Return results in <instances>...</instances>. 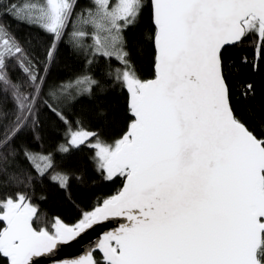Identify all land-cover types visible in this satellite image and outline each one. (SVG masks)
I'll use <instances>...</instances> for the list:
<instances>
[{
    "label": "snow or ice",
    "instance_id": "6c2138e0",
    "mask_svg": "<svg viewBox=\"0 0 264 264\" xmlns=\"http://www.w3.org/2000/svg\"><path fill=\"white\" fill-rule=\"evenodd\" d=\"M89 2L77 13L78 0H0V264H37L113 217L126 223L99 245L103 264H264V138L236 114L224 58L248 37L264 51V0H151V80L138 77L132 59L145 0ZM6 17L42 35L21 41ZM82 25L94 27L90 45ZM65 43L89 65L104 59L107 75L129 94L132 119L113 144L74 127L79 119L70 115L104 84L89 74L50 80ZM43 114L66 133L57 153L91 148L105 179L126 181L72 226L58 218L51 229L33 226L41 218L29 190L47 180L67 191L74 178L53 153L32 146ZM63 264L101 260L90 251Z\"/></svg>",
    "mask_w": 264,
    "mask_h": 264
},
{
    "label": "trees",
    "instance_id": "16d2710c",
    "mask_svg": "<svg viewBox=\"0 0 264 264\" xmlns=\"http://www.w3.org/2000/svg\"><path fill=\"white\" fill-rule=\"evenodd\" d=\"M13 2L21 4L24 0ZM34 2L40 3L41 0ZM78 4L77 13L83 8L91 7L89 0H78ZM145 5L143 16L134 31L136 41L132 59L138 77L149 80L155 76V26L152 23L151 0H145ZM5 19L10 24V31L21 41L30 39L36 43L35 38L42 35L24 23H18L9 17ZM76 19L74 16L72 23H76ZM68 31H72V24L69 25ZM90 39L86 38L85 43L92 44ZM258 47L257 38L248 37L239 46L228 47L224 58L228 68L227 82L232 106L250 130L264 138V51L258 54ZM119 67L113 59L111 68ZM109 70V65L104 59L97 58L96 63L89 65L83 56L74 55L65 43L60 46L55 64L51 67L50 80L68 81L89 74L104 84L103 92L97 91L91 97H82L70 115L79 119V125L74 127L98 133L104 142L113 144L127 131L132 117L128 110V93L122 86L113 83L107 75ZM248 85H252L250 92ZM41 120L40 139L32 141V146L44 153H53L57 166L70 171L74 178L67 191L47 180L29 190L30 201L37 208L36 215L41 218H34L33 226L38 229H51L57 218L72 226L79 221L83 212L94 210L98 203L117 194L123 186L124 178L117 176L111 180L105 179L103 174L96 170L94 151L91 148L70 146L67 154L57 153V144L66 143L63 138L66 135L63 126L59 125L51 114H43ZM76 176H82L83 182L77 180ZM3 195L4 193H0V197ZM94 258L101 260L103 264L98 253H95Z\"/></svg>",
    "mask_w": 264,
    "mask_h": 264
},
{
    "label": "water",
    "instance_id": "95a60500",
    "mask_svg": "<svg viewBox=\"0 0 264 264\" xmlns=\"http://www.w3.org/2000/svg\"><path fill=\"white\" fill-rule=\"evenodd\" d=\"M151 79H155V76ZM125 182L126 181L124 180L123 186ZM123 223H126V221L122 217H113L101 221L100 223L93 225V227L86 232L82 233L75 240L70 241L67 244L59 245L57 249L54 250V254H48L44 257L36 258L37 264H63L64 261L80 259L86 256L90 251L92 252L93 257L95 253H98L102 257V251L99 249V245L105 241V237L109 233L118 232Z\"/></svg>",
    "mask_w": 264,
    "mask_h": 264
},
{
    "label": "rangeland",
    "instance_id": "374dc122",
    "mask_svg": "<svg viewBox=\"0 0 264 264\" xmlns=\"http://www.w3.org/2000/svg\"><path fill=\"white\" fill-rule=\"evenodd\" d=\"M44 2V0H41V2L40 3H37V4H42ZM116 2V0H112V3L114 4ZM82 27H83V30H85L87 33H88V36H87V38L88 37H90L91 39V42L93 43V39H92V37H93V35H94V27L92 26V25H82ZM90 31V32H89ZM86 86V85H85ZM84 86V84H81V85H79V87L82 89V87H85Z\"/></svg>",
    "mask_w": 264,
    "mask_h": 264
}]
</instances>
